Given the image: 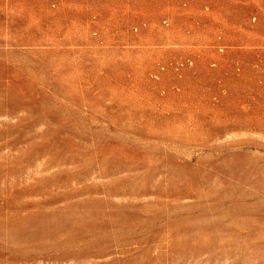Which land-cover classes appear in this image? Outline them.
I'll list each match as a JSON object with an SVG mask.
<instances>
[{"label": "rangeland", "instance_id": "obj_1", "mask_svg": "<svg viewBox=\"0 0 264 264\" xmlns=\"http://www.w3.org/2000/svg\"><path fill=\"white\" fill-rule=\"evenodd\" d=\"M0 264H264V0H0Z\"/></svg>", "mask_w": 264, "mask_h": 264}]
</instances>
